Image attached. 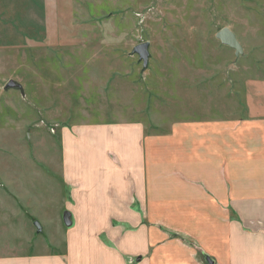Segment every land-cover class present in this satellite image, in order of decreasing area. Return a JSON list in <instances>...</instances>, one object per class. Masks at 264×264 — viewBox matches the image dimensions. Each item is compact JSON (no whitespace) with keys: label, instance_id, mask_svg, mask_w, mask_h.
I'll list each match as a JSON object with an SVG mask.
<instances>
[{"label":"rangeland","instance_id":"rangeland-1","mask_svg":"<svg viewBox=\"0 0 264 264\" xmlns=\"http://www.w3.org/2000/svg\"><path fill=\"white\" fill-rule=\"evenodd\" d=\"M222 28L243 53L216 37ZM146 41L144 69L131 51ZM11 79L23 92L4 89ZM208 117H264V0H0L9 179L22 171L43 184L29 165L60 168L65 136L114 133L134 149L141 128L155 135Z\"/></svg>","mask_w":264,"mask_h":264},{"label":"crops","instance_id":"crops-1","mask_svg":"<svg viewBox=\"0 0 264 264\" xmlns=\"http://www.w3.org/2000/svg\"><path fill=\"white\" fill-rule=\"evenodd\" d=\"M118 139L65 136L43 184L0 166V264H264V117Z\"/></svg>","mask_w":264,"mask_h":264},{"label":"water","instance_id":"water-1","mask_svg":"<svg viewBox=\"0 0 264 264\" xmlns=\"http://www.w3.org/2000/svg\"><path fill=\"white\" fill-rule=\"evenodd\" d=\"M216 37L223 44L229 46L230 48H234L238 55L243 53L242 46L233 30H230L229 28H222L218 31V33L216 34ZM149 48H150V42L146 41V42L137 44L131 51L132 55L137 54V56L139 57V61L143 62L144 69H147L149 65V59L151 56ZM4 89L5 90L18 89L23 92V85L11 79L5 84ZM35 225L37 227V230L41 232L42 231L41 225L38 222L35 223ZM206 259H207L208 264H214V260L210 256H207Z\"/></svg>","mask_w":264,"mask_h":264}]
</instances>
